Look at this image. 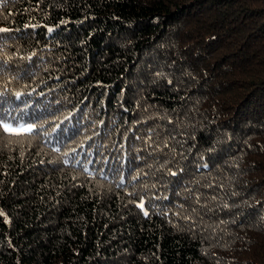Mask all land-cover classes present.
<instances>
[{
    "label": "trees",
    "instance_id": "1",
    "mask_svg": "<svg viewBox=\"0 0 264 264\" xmlns=\"http://www.w3.org/2000/svg\"><path fill=\"white\" fill-rule=\"evenodd\" d=\"M0 29V119L35 129L0 128V264H264V0H0Z\"/></svg>",
    "mask_w": 264,
    "mask_h": 264
},
{
    "label": "snow or ice",
    "instance_id": "2",
    "mask_svg": "<svg viewBox=\"0 0 264 264\" xmlns=\"http://www.w3.org/2000/svg\"><path fill=\"white\" fill-rule=\"evenodd\" d=\"M8 29H0V32H6ZM2 95V93H0ZM17 97L22 95L21 93H16ZM0 128H2L3 132L11 134V135H22V134H30L35 129L32 124H28L26 127L21 125L19 127H14L12 124L5 122L3 119H0ZM147 215V213H145Z\"/></svg>",
    "mask_w": 264,
    "mask_h": 264
}]
</instances>
